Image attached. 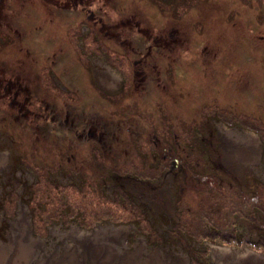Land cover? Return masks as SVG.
<instances>
[{
  "label": "rangeland",
  "instance_id": "rangeland-1",
  "mask_svg": "<svg viewBox=\"0 0 264 264\" xmlns=\"http://www.w3.org/2000/svg\"><path fill=\"white\" fill-rule=\"evenodd\" d=\"M91 1L119 41L81 35L73 14L64 17L69 42V23L58 17L39 31L38 51L50 37L52 49L65 46L51 70L69 75L59 92L41 95V108L62 119L81 114L107 141L99 147L50 123L18 134L0 125V243L9 244L25 210L32 238L47 256H66L62 264H231L226 251L264 264V0ZM153 45L149 64L161 75L175 69L170 93L129 86L130 62ZM38 74L42 89L51 74ZM248 136L257 144L245 140L253 153L237 166L236 139ZM77 171L86 178L62 175ZM77 208L88 221H78ZM110 216L112 224H96ZM40 261L36 250L7 264Z\"/></svg>",
  "mask_w": 264,
  "mask_h": 264
},
{
  "label": "flooded vegetation",
  "instance_id": "flooded-vegetation-1",
  "mask_svg": "<svg viewBox=\"0 0 264 264\" xmlns=\"http://www.w3.org/2000/svg\"><path fill=\"white\" fill-rule=\"evenodd\" d=\"M93 5L94 3L91 0H0L1 126L14 129L16 134H18V132L22 133L23 129L29 127L38 128L39 122H43L44 124L50 123L58 126V128L63 130L67 135L76 136L79 140L82 139L84 142H91L93 145L96 143L99 147L100 145H104V141H107L106 135H103L104 131H101L100 135H95V131L101 128L96 122H93V120L81 118L79 116L81 114H71L70 110L63 115L64 119H62L59 113H55L54 109H51L52 113L49 112L45 114L49 105L42 111L41 97H44L41 95L44 94L45 97H48V93L50 92L47 91V88L51 87L59 92L61 89L57 87L56 83L59 79H63L67 76L64 73L56 75L55 71L51 70L58 67L61 60L60 58L63 57L67 50L65 46L59 44H57V49H52L54 39L51 37L47 40L51 45L44 46L45 48L41 51L37 50L39 48H35L36 46L34 43L37 41L36 34L42 31L46 26L50 27L56 24L57 17L61 19L62 22L65 21L69 23V29L65 30L64 35V41L66 43L69 42L74 29L70 27L71 18L69 21L67 18H64L67 14L77 16L80 22L81 35H88L92 32L93 38L101 35L102 37H111L110 39L113 41H119L116 33L117 29L108 27L110 31L107 33L104 32L101 17L93 10ZM54 30L53 28V31ZM115 45L120 48L124 45L126 46L123 41H121V43H115ZM151 48L156 49L158 46H149L147 48L148 52L144 57L138 56L137 60L133 59L132 62H130L131 72L129 86L137 90L139 89V84L147 85L149 89L154 87V84L155 87L161 85L163 90L170 93V87L176 83L175 81H167L166 78L167 75L170 76L175 72V69L167 66L164 75H161L159 70L157 72V66L149 64L148 61ZM42 52L45 59L40 60L39 54ZM131 53L134 55L135 51H131ZM41 68H48V72L51 74L47 77V86L43 85L42 89L39 87L38 82V73ZM153 70L156 76L152 75ZM100 72L95 69L94 89H96V91L94 93L96 97H102L104 95L103 92L100 91L104 90L103 86L96 80ZM122 82L123 81H120L119 88L108 92H119L120 89L123 88ZM64 92L68 93L66 90ZM63 124L67 125L66 129ZM68 142L70 143L71 139H68ZM171 165H173V162ZM62 175L71 180L75 177L81 179L86 178L84 173L79 171L74 173L62 172ZM76 212L81 214L78 221H88L83 209L77 208ZM101 223L112 224L111 216L105 217V219H101V221H96L98 225Z\"/></svg>",
  "mask_w": 264,
  "mask_h": 264
},
{
  "label": "bare ground",
  "instance_id": "bare-ground-1",
  "mask_svg": "<svg viewBox=\"0 0 264 264\" xmlns=\"http://www.w3.org/2000/svg\"><path fill=\"white\" fill-rule=\"evenodd\" d=\"M100 79V76H99ZM100 82V81H99ZM103 85V84H102ZM104 86V85H103ZM249 138H237L236 139V148H240L239 154L237 156V166L242 164H246L249 160L248 157L252 155L253 149L252 147H248L247 141L252 140L254 142V148L257 142L255 143V139L251 136ZM248 149H252L248 151ZM256 158L258 156L257 153L254 155ZM7 162L6 155L0 154V168L5 166ZM11 235L8 245H2L0 243V264H7L8 260L16 261L20 258L29 259L36 250H39V255L41 257V264H62L65 262L66 256H62L59 259L55 257L47 256L46 252L43 249L44 242L41 240H34L31 235V226L29 222V217L27 216V212L25 210H21L18 219L12 224ZM37 242V243H36ZM144 246V245H143ZM225 252V251H224ZM226 261L228 260L231 264H249L250 260L253 257L247 253L245 255H237L233 252L226 251ZM82 258V256H80ZM8 259V260H7ZM97 260L96 257L94 259Z\"/></svg>",
  "mask_w": 264,
  "mask_h": 264
}]
</instances>
